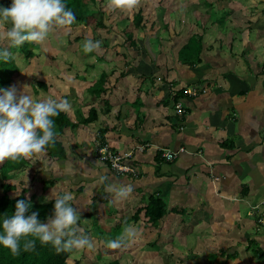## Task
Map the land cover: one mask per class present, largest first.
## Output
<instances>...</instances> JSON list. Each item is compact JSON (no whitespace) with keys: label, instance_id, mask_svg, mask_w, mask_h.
Instances as JSON below:
<instances>
[{"label":"crops","instance_id":"crops-1","mask_svg":"<svg viewBox=\"0 0 264 264\" xmlns=\"http://www.w3.org/2000/svg\"><path fill=\"white\" fill-rule=\"evenodd\" d=\"M143 5L130 0L117 15L118 7H107L111 24L97 35L93 27L84 33L102 40L96 54L84 55L81 44L79 54L66 49L60 58L69 77L63 95L76 103L72 123L79 125L91 108L98 121L78 127L86 135L80 137L88 141L84 145L76 144L78 128L68 133V158L60 163L82 170L58 176L59 189L75 194L73 201L88 210L91 240L121 234L128 219L138 230L134 243L154 241L152 248L163 249L175 264H257L250 261L254 257L264 264V229L258 223L263 208L256 209L264 200V0H152L147 7H155V15L143 17L137 28ZM192 38L198 44L193 57L199 55L188 65L181 50ZM200 86L208 93L185 97V89ZM176 98L182 99L183 118L176 115ZM100 145L118 154L134 151L126 164H134L140 178L115 175L90 153ZM181 149L174 162L161 158L163 151ZM121 186L131 191L117 199ZM153 198L166 203L157 226L145 217ZM101 219L118 222L112 233L94 225ZM94 228L106 233L96 239Z\"/></svg>","mask_w":264,"mask_h":264},{"label":"clouds","instance_id":"clouds-1","mask_svg":"<svg viewBox=\"0 0 264 264\" xmlns=\"http://www.w3.org/2000/svg\"><path fill=\"white\" fill-rule=\"evenodd\" d=\"M126 2L130 3V0H110V6L120 7ZM75 20V13L65 0H11L10 7L0 5V28L4 29L0 31V41L8 44H0V63H8L14 59L11 48L18 49L26 42L41 44L54 26L67 27ZM100 46L101 41L86 39L83 51L89 53ZM70 107L67 99L49 96L43 100H34L24 90L18 93L15 87L0 88V161L30 158L53 145L56 136L54 118ZM124 154L125 152L122 153ZM133 160L134 158L127 160L125 164ZM131 166L137 169L134 164ZM104 179V176L100 177L101 182ZM130 191L129 187L121 186L114 195L117 199H124L129 196ZM72 202L73 194L70 191L55 197L53 213L45 222L39 219L38 211L31 210L30 202L18 200L14 213L0 217V246L16 253L20 250L22 241L24 249L28 250L39 240L42 245L51 244L57 252L75 250L73 255L78 252L81 255L82 249H91V233L87 235L80 229V214ZM259 226L261 227L260 224ZM137 236L138 230L129 225L120 236L108 240L107 247H126ZM29 237L33 239H28ZM89 252L94 253L95 250ZM73 255L70 260H75Z\"/></svg>","mask_w":264,"mask_h":264},{"label":"trees","instance_id":"trees-1","mask_svg":"<svg viewBox=\"0 0 264 264\" xmlns=\"http://www.w3.org/2000/svg\"><path fill=\"white\" fill-rule=\"evenodd\" d=\"M151 1L152 0H144V5L142 9L137 13L136 17L138 23L133 22V24L135 23L134 25L137 28L141 26L143 17L145 16L149 17L150 15H155L154 10H156V8L153 7L151 12V9L147 7V3ZM65 2L67 6L75 13L76 16L75 22L72 23L70 26L65 27V29H77L83 24H86L87 26L93 24L94 30L106 28L104 23V17L107 15L105 9L107 7H110L109 0H65ZM10 5H11V0H8L7 3H2V6L4 7H10ZM141 5L137 6L134 9V11H136ZM98 7H102L104 9L102 10V8L99 9ZM122 7H124V4L114 10L116 15L119 14L118 12L121 11L126 12ZM128 7L129 6L127 4L126 8L128 9ZM97 14H99L100 18L99 21L94 23L93 20L97 19L95 17ZM85 21H87V23H84ZM144 25L146 26V24ZM164 26H163V30H166ZM154 27L155 26L152 25V27H150L149 29L153 30ZM85 37L86 36H78L77 40L78 41L83 40ZM95 40L101 41V45H103L101 39H95ZM197 45H198L197 40L192 38L189 41V44L181 50V52H183L182 57H183V62L185 64L193 65L194 63H196L195 59H197L199 55L198 53L199 51H197L198 54L194 58L192 50ZM31 46H34V44H30L26 42L22 47H20L21 52L25 54L26 59H32L35 56L32 52V49L30 48ZM18 74H19V68L14 62V59L8 63H0V88L9 89L13 79ZM121 74L122 73H120L119 75ZM105 78L106 76L103 75V81L100 82V85L104 83ZM18 84L16 90L18 91L20 90L21 91L20 93H22L23 89L20 87L21 81H18ZM37 87H40L43 90H47L48 88L45 82H39ZM37 87L30 85L28 88L31 94L30 96H32L33 98L35 96L36 99H37V95L39 94ZM90 92L96 93L95 91H93V89ZM179 100L182 99L176 98L175 102H178ZM54 120H55V132H56L55 142L53 145L47 147L45 151L40 153L41 158L39 159L40 161L38 163L44 165L47 164V167L51 163L53 164L57 162H63L68 158V151L67 148L64 146V142L69 139L68 133L73 132L79 126L88 127L90 124L92 125L93 123L97 122L98 112L95 108H91L90 111L88 112L87 117L84 118L83 121L79 123V125L73 124L70 118L67 117L65 111L60 112L59 116L55 117ZM139 147H145V146L140 145ZM72 151L76 152L75 149H72ZM36 155L32 156L31 158H35ZM101 163L109 167L107 163L104 162ZM13 168L15 169V171L12 173V177H10L8 176V171L12 170ZM32 169H33V165L31 166V160L29 158L26 159L21 158L18 160L6 159L4 160L2 165L0 164V176L4 182L1 188V190H3V195L0 196V217L14 213L15 205L18 200H25L26 202H30L32 205L31 210L38 211L39 219L42 221L46 222L47 218L52 215L53 207H54V199L45 200L44 197V194H46V192L44 191V185L45 186L49 185L50 187H57L56 181H54L55 177L52 172L39 171L38 173L34 174L35 179L37 177L39 178L38 179L39 181L37 182L42 186V190L39 189V192L32 193L31 194L32 197L30 200H27L22 194H21L22 196L20 195L16 198H12L10 196V193L11 192L14 193L17 188L16 185H12V181L16 179L18 180V182L20 181L19 186L21 187L25 186L26 183L23 182V180L21 179L25 174L24 172H27L29 170L32 171ZM35 179H33L32 181H34ZM34 185L35 184H31L30 188L24 189L23 190L24 195H26L27 193L29 194L31 192L32 186L34 187ZM79 191H82V189H79ZM63 192H65L64 189H59V195L63 194ZM37 199L40 200L38 201ZM140 213H138L135 217H138ZM165 214H166L165 202H163L161 198L151 199L145 212V217L148 219V222H150L154 226H157L159 221L162 218H164ZM88 234H90V232ZM28 239H33V238L29 237ZM74 252L75 250L67 251V252H57L56 249L51 244L42 245L39 242V240L35 241V245L33 248L25 250L22 241L20 250L16 253H13L8 248L0 246V264H67L70 258L72 257V255L74 254ZM115 264H120V263L116 261Z\"/></svg>","mask_w":264,"mask_h":264},{"label":"rangeland","instance_id":"rangeland-1","mask_svg":"<svg viewBox=\"0 0 264 264\" xmlns=\"http://www.w3.org/2000/svg\"><path fill=\"white\" fill-rule=\"evenodd\" d=\"M7 2L8 0H0V5H2V3H7ZM84 23H87V21H85ZM104 23L106 26H109L111 24V21L109 20V13L108 15L104 17ZM92 27H93V24H90V26L83 24L77 29H65V27L62 29L61 27L54 26L50 30L49 36L44 42H42L41 44H34V46L30 47L32 49L33 54L35 55L32 59H26L25 54L21 52V48H18V49L11 48V52L14 57V62L19 68V74L16 75V77L13 79L12 84L10 85V88L12 87L17 88L18 81H21L20 87L25 91L26 94L31 95L28 90L30 85L37 87L39 82H45L49 86L50 90L48 93H44L43 89H41L40 87H37L39 91V94L37 95V100H43L49 96L53 98L58 97L62 99H67L71 105V107L66 111L67 117L68 118L70 117V120L74 122L75 120L71 119V116L73 117V114H71V111L74 110L76 103L73 102L68 96L63 95V92H65L66 90L65 86L69 82V77L66 76L67 74L66 70L64 69V66L61 64L63 63V61L62 60L61 62L59 61H60V58L62 56L64 57V55L67 53V50L69 51L71 50L79 54V47L81 44L84 43L85 40L78 41L77 38L78 36H85L84 33L88 35L90 32H92L91 30ZM3 30H4L3 28H0V31H3ZM98 32L99 31L97 30L96 35L98 34ZM127 34H129V32H126V36ZM126 38L128 39L130 37L128 36ZM0 44H3L4 46H8L6 41H0ZM49 47L51 48L54 47L53 51H48ZM81 49H82V53L85 55L82 46H81ZM92 52L94 56L97 51H92ZM92 52H89L86 55L90 56ZM60 87L62 88L61 95H59L61 93ZM33 99L36 100V97L34 96ZM85 136L86 135H84V132H82L80 128L76 130L74 137L78 140L76 142L78 147L88 142L87 140L85 141L80 140V137L84 138ZM93 152H95V155H96L95 150L90 151L91 154ZM40 158H41L40 153L36 155L35 158H31V157L29 158L31 160V166L33 165V169L32 171L29 170L27 172H24L25 174L21 180H23V182L26 183L25 186L23 187L19 186L20 181L18 182V180L16 179L12 181V185H16L17 187L14 193L12 192L10 193V196L12 198H16L22 194L27 200H30L32 197L31 195L32 193L39 192V189L42 190V186L37 182L39 181L38 180L39 178L37 177L35 179L34 174L38 173L39 171H45V172H52L54 174V177H55L54 181H56V185H57L56 189L55 187L44 185V191L46 192V194H44L45 200H52L55 197L59 196L58 188L60 187V184L62 182H59L60 177L58 176L66 174V175H71L70 177H72L74 176V174H78L82 170V167L80 166L77 169L74 167L68 168L64 163L61 164L60 162H58L56 165L51 163L48 165V167H47V164L40 167V164H38L40 161L39 160ZM71 159L73 160L75 158H71ZM3 162L4 161H0V164L2 165ZM14 171H15L14 168L12 170H9L8 176L12 177V173ZM87 172L90 174L89 171ZM91 177H93V175H91ZM33 179L35 180L32 181ZM2 184H4V182L0 176V196L3 195V190H1ZM31 184H35L34 187L32 186L31 192L29 194L27 193L26 195H24L23 190L30 188ZM88 191H89V188H88ZM73 196H76V195L73 194ZM37 200L39 201L40 199H37ZM72 205L78 210L80 214V220L78 221L80 229L83 230V233L88 235V233L90 232V226L92 224V220L89 218L87 214L88 210L83 209V205L80 201L76 202L75 200L72 202ZM96 205L99 206V204H96ZM110 212L111 214H113L111 209H110ZM92 214H94V216L96 217H99V215H101V212L97 210H92ZM260 214L264 215V209L260 210ZM115 217L117 218L118 215H116ZM124 219H126L125 216H124ZM130 221L131 220L128 221V219L123 220L122 226L127 227L131 225ZM96 224L102 227H105V228H110V232L112 233V228H114L116 224H118V222H113L111 220L106 221V219H101L94 223V225ZM123 231L121 232V234L123 233ZM141 232L144 233V235L148 234L146 231V227ZM101 233H106V232L102 230L99 232L97 231V229L94 228V234H95L96 239L98 238V236L101 235ZM121 234L119 235L117 234V236H115L116 234H111V236H102V238H100L101 239L100 241L92 239L93 247L91 249H82L81 255L79 252L73 255V257H75V260L73 259L69 260L68 264H75L74 261H76V264H115L116 260H119L117 262H119L120 264H166L165 262H167L168 264H175V263L168 261V258H166V255H162V253L164 252L163 249L158 250V248L156 247L155 249H153L152 248L153 244L151 243H153L154 241L152 242L151 240L141 245L137 243V241L134 243V240L136 239L135 238L134 240L129 241L126 247H122L119 249L108 248L107 241L113 238L115 239ZM179 234H181V232H179ZM150 244L152 246L147 247V245H150ZM156 244L159 245V241ZM92 249L95 250L94 256L89 254V251ZM107 250L111 251L108 256L106 255V252H105ZM117 252L122 253V256L118 257ZM112 256H115V257L112 258ZM254 259H257L258 261L257 264L258 263L262 264L261 260L257 257L250 259V261Z\"/></svg>","mask_w":264,"mask_h":264},{"label":"built area","instance_id":"built-area-1","mask_svg":"<svg viewBox=\"0 0 264 264\" xmlns=\"http://www.w3.org/2000/svg\"><path fill=\"white\" fill-rule=\"evenodd\" d=\"M208 91H209L208 88H206L205 86L192 87L185 89L184 95L185 97L198 98L204 94H207ZM175 112L179 118L184 117L185 110L183 107L182 100H179L178 102L175 103ZM144 148L145 147H138L137 150L143 151ZM181 153H184L183 149L179 150L178 153H172L171 151H163L161 156L165 161L171 163L174 162ZM134 154H135L134 151L127 152L124 155L118 154L112 151L108 146H103V145H100L96 151L98 160L107 163L113 172H116L117 174L129 176L132 178H139L141 175L139 170H137L134 166L125 164L127 160H132L134 158ZM260 207L264 209V200L261 202L260 206L256 207V209H259ZM258 222L261 225V227L264 228L263 214L259 215Z\"/></svg>","mask_w":264,"mask_h":264},{"label":"bare ground","instance_id":"bare-ground-1","mask_svg":"<svg viewBox=\"0 0 264 264\" xmlns=\"http://www.w3.org/2000/svg\"><path fill=\"white\" fill-rule=\"evenodd\" d=\"M105 163V162H104Z\"/></svg>","mask_w":264,"mask_h":264}]
</instances>
